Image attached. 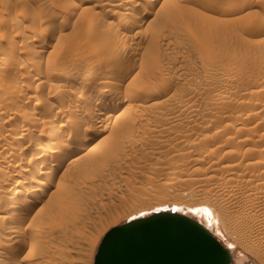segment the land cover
Wrapping results in <instances>:
<instances>
[{
	"label": "rangeland",
	"instance_id": "obj_1",
	"mask_svg": "<svg viewBox=\"0 0 264 264\" xmlns=\"http://www.w3.org/2000/svg\"><path fill=\"white\" fill-rule=\"evenodd\" d=\"M166 1L0 0V264H93L112 226L174 209L229 246L231 264H264V0ZM177 5L183 16L172 17ZM122 94L130 97L112 109ZM98 116L108 118L94 123ZM75 128L94 136L102 156L70 176L69 157L56 171L62 182L45 179L43 200L13 239L14 222L3 218L19 177L13 165L59 151ZM43 202L53 223L36 221Z\"/></svg>",
	"mask_w": 264,
	"mask_h": 264
},
{
	"label": "water",
	"instance_id": "obj_2",
	"mask_svg": "<svg viewBox=\"0 0 264 264\" xmlns=\"http://www.w3.org/2000/svg\"><path fill=\"white\" fill-rule=\"evenodd\" d=\"M232 250L198 219L160 210L112 226L93 264H231Z\"/></svg>",
	"mask_w": 264,
	"mask_h": 264
},
{
	"label": "bare ground",
	"instance_id": "obj_3",
	"mask_svg": "<svg viewBox=\"0 0 264 264\" xmlns=\"http://www.w3.org/2000/svg\"><path fill=\"white\" fill-rule=\"evenodd\" d=\"M115 1V0H114ZM121 1V0H120ZM132 1V0H131ZM135 1V0H134ZM157 2H158V0H156ZM102 2V1H101ZM100 2V3H101ZM139 2V1H138ZM145 2H147V1H145ZM151 2V1H150ZM149 2V4H148V6L146 5H144V7H145V10H146V12H147V14L146 15H148V13H150V12H153V10H155V8H156V6H155V3H154V1L153 2H151L150 3ZM166 0H160V2H158L160 5H165L166 4ZM179 2V1H178ZM108 3H110V2H108ZM130 3V2H129ZM133 3V2H132ZM136 4H137V1L135 2ZM115 4V3H114ZM118 4V3H117ZM116 4V5H117ZM121 4H123V3H121ZM139 4V3H138ZM137 4V5H138ZM116 5H115V7H116ZM140 5V4H139ZM124 6H126V4L124 5ZM158 6V5H157ZM143 7V8H144ZM161 7V6H160ZM131 8V7H130ZM119 9V8H118ZM132 9V8H131ZM136 9V8H135ZM116 10V9H115ZM115 10H113V11H115ZM128 11V10H127ZM132 11V10H131ZM141 11V10H140ZM157 11V10H156ZM156 11H154V13H156ZM108 12V11H107ZM116 12V11H115ZM117 12H118V10H117ZM145 12V13H146ZM111 13V12H110ZM125 13V12H124ZM138 13V12H137ZM158 13V12H157ZM156 13V15L159 17V16H161V14H157ZM108 14V13H107ZM117 14V13H116ZM133 14V13H132ZM131 14V15H132ZM151 14V13H150ZM145 15V16H146ZM155 15V16H156ZM109 16V15H108ZM125 16V15H124ZM138 16V15H137ZM152 16V15H151ZM164 16V15H163ZM179 16H183V9L181 8V5H177L176 7H175V11L172 13V17H179ZM123 17V16H122ZM134 17V16H133ZM149 17V16H148ZM139 18V17H138ZM142 18V17H141ZM145 18V17H144ZM154 18V17H153ZM152 18V19H153ZM127 19H128V17H127ZM130 19V18H129ZM132 19V18H131ZM134 19V18H133ZM135 19H137V18H135ZM140 19V18H139ZM149 20H151V19H149ZM149 20H148V22H149ZM113 21V20H112ZM122 21V20H121ZM127 21V20H126ZM132 21V20H131ZM139 21V20H138ZM137 21V22H138ZM108 22V24H106L108 27H111V21L109 20V21H107ZM123 22V21H122ZM125 22V21H124ZM116 23V22H115ZM120 23V22H119ZM128 24H130V22L128 23ZM114 25V24H113ZM117 25V24H116ZM131 26V25H130ZM115 27V26H114ZM118 27V26H117ZM127 27V26H126ZM132 27V26H131ZM105 28V27H104ZM105 30V29H104ZM113 30V29H112ZM117 30H118V28H117ZM131 30V29H130ZM35 31V30H34ZM128 31V30H127ZM138 31V30H137ZM91 32H93V31H91ZM97 32V31H96ZM116 32V31H115ZM118 32V31H117ZM122 33V32H121ZM138 33V32H137ZM38 34V33H37ZM39 36H40V34H39ZM38 36V37H39ZM93 36V35H92ZM98 36V35H97ZM117 36V35H116ZM35 37V36H34ZM41 37V36H40ZM120 37V36H119ZM36 38V37H35ZM94 38H95V36H94ZM97 38V37H96ZM115 38V37H114ZM40 39V38H39ZM38 39V40H39ZM105 39V38H104ZM111 39V38H110ZM109 39V40H110ZM45 41V40H44ZM99 41H100V38H99ZM105 41V40H104ZM124 41V39L121 41V42H123ZM88 42V41H87ZM97 42V41H96ZM113 42V41H112ZM127 42V41H126ZM85 44H87V43H85ZM91 45H92V43H90ZM99 44V43H98ZM38 45V44H37ZM39 45H41V44H39ZM94 45H95V43H94ZM101 46H102V43H101ZM104 46V45H103ZM107 46V45H106ZM122 46V45H121ZM90 47V46H89ZM96 47H98L97 45H96ZM123 47V46H122ZM102 48H104V47H101V49ZM93 49H95V47H93ZM97 49H99V48H97ZM13 50V49H12ZM103 50V49H102ZM36 52H38V51H36ZM35 52V53H36ZM96 52V51H95ZM120 52V51H119ZM110 54H112V55H110V57L111 56H113V53H110ZM7 56V55H6ZM119 56V55H118ZM117 56V57H118ZM115 57H116V55H115ZM6 59V58H5ZM112 59H115L114 58V56L112 57ZM118 59H119V57H118ZM109 61V60H108ZM113 61V60H112ZM118 62V60H114L113 61V65H114V62ZM22 62H24V61H22ZM26 62V61H25ZM116 62V63H117ZM26 63H28V62H26ZM110 63V62H109ZM112 63V62H111ZM134 63V62H133ZM133 63H130L126 68L128 69V70H130V69H132L133 68V66H134V64ZM41 64H43V63H41ZM101 64V63H100ZM118 64H119V62H118ZM120 64H121V62H120ZM133 64V65H132ZM136 64V63H135ZM138 64V63H137ZM39 65V64H38ZM112 65V64H111ZM112 65V66H113ZM124 66H125V64H123ZM26 66H27V64H26ZM120 66V65H119ZM110 67V66H109ZM117 67H118V65H117ZM116 67V68H117ZM37 68V67H36ZM126 68H125V70H124V72L126 71ZM40 69V68H39ZM111 69V68H110ZM120 69H121V66H120ZM32 70V69H31ZM30 70V71H31ZM34 70V69H33ZM42 70V69H41ZM119 70V69H118ZM26 71V70H25ZM133 71V70H132ZM27 72H29L28 70L26 71V73ZM19 73V72H18ZM22 73H23V71H22ZM31 73V72H30ZM42 73V72H41ZM101 72H99V74H100ZM117 73V72H116ZM120 73V72H119ZM123 73V72H122ZM20 74V73H19ZM31 74H33V72L31 73ZM111 74H112V72H111ZM124 74V73H123ZM122 74V75H123ZM126 74V73H125ZM23 75V74H22ZM101 75V74H100ZM112 75H114V74H112ZM121 75V74H120ZM120 75H119V77H120ZM30 76H32V75H30ZM42 76V75H41ZM116 76V75H115ZM28 77V76H27ZM92 77V76H91ZM122 77V76H121ZM35 78V77H34ZM34 78H33V80H34ZM97 78V77H96ZM99 78V77H98ZM30 79V78H29ZM39 79V78H38ZM43 80V79H42ZM97 80V79H96ZM20 82V81H19ZM19 82H18V85H19ZM43 82V81H42ZM50 82V81H49ZM17 83V82H16ZM31 83H32V81H31ZM40 84H41V82H39ZM48 83V82H47ZM93 83V82H92ZM40 84H38V85H40ZM43 84V83H42ZM46 84V83H45ZM33 85V84H32ZM60 85V84H59ZM73 85V84H72ZM16 86V85H15ZM22 86V85H21ZM83 86V85H82ZM39 87V86H38ZM67 87V86H66ZM73 87V86H72ZM76 87V86H75ZM107 87V86H106ZM109 87V86H108ZM150 87H152V86H150ZM13 88V87H12ZM23 88V87H22ZM34 88H36V87H34ZM153 88V87H152ZM163 88H164V86H163ZM19 89V88H18ZM42 89V88H41ZM85 89V88H84ZM148 89H150L149 87H148ZM21 90V89H20ZM26 90V89H25ZM43 90V89H42ZM41 90V91H42ZM51 90V89H50ZM129 90V89H128ZM147 90V89H146ZM18 91V90H17ZM46 91V90H45ZM81 91V90H80ZM110 91V90H109ZM112 91V90H111ZM123 91H125V90H123ZM122 91V92H123ZM132 91V90H131ZM130 91V92H131ZM163 91V90H162ZM161 91V92H162ZM51 92V91H50ZM73 92V91H72ZM75 92V91H74ZM130 92H128V94L130 93ZM134 92H136V91H134ZM153 92V91H152ZM45 93V92H44ZM81 93V92H80ZM125 94H127V91L126 92H124ZM145 93H147V92H145ZM64 94V93H63ZM148 94H149V92H148ZM40 95V94H39ZM46 95V94H45ZM83 95V94H82ZM88 95V94H87ZM93 95V94H92ZM92 95H91V97H92ZM121 95V94H120ZM131 95V94H130ZM42 96H43V94H42ZM129 95H124V94H122V98L120 97V99L119 100H115V101H113V104H111V105H113V107H112V109L114 108V107H116V108H119L118 107V105L119 104H121V103H123L122 101L124 100V101H126V99H127V97H128ZM130 97V96H129ZM39 98V97H38ZM43 98V97H42ZM62 98V97H61ZM66 98V97H65ZM87 98V97H86ZM89 98V97H88ZM94 98H96V97H94ZM136 99V96H135V98H134V100ZM44 100V99H43ZM42 100V101H43ZM47 100V99H46ZM45 100V101H46ZM89 101H90V99H88ZM88 100H87V102H88ZM92 100H94V99H92ZM96 100V99H95ZM41 101V102H42ZM104 101V100H103ZM40 102V99H36V100H34L33 102H32V104L35 106L36 104H38V103H41ZM76 102V101H75ZM74 102V103H75ZM85 102V101H84ZM92 102V101H91ZM99 102V101H98ZM128 102V101H127ZM31 103V102H30ZM44 103H46V102H44ZM100 103V102H99ZM156 103V102H155ZM31 104V105H32ZM84 104V103H83ZM101 104H103V102L101 103ZM105 104H106V102H105ZM128 105H126V106H130L129 105V102L127 103ZM132 104V103H131ZM149 104H151L150 102H149ZM49 105V104H48ZM52 105V104H51ZM94 105V103L92 104V106ZM104 105V104H103ZM136 105V104H135ZM138 105V104H137ZM25 106V105H24ZM23 106V107H24ZM50 106V105H49ZM64 106V105H63ZM78 106V105H77ZM80 106V105H79ZM85 106V105H84ZM98 106V105H97ZM96 106V107H97ZM100 106V105H99ZM102 106V105H101ZM109 106V105H108ZM26 107V106H25ZM44 106H42V108H43ZM45 107H47V106H45ZM44 107V108H45ZM43 108V109H44ZM62 108V107H61ZM69 108V107H68ZM72 108V107H71ZM81 108V107H80ZM100 108V107H99ZM106 108V107H105ZM115 108V109H116ZM91 109V108H90ZM96 109V108H95ZM101 109H102V107H101ZM127 109H128V107H127ZM22 110H24V109H22ZM29 110V109H28ZM33 110V109H32ZM45 110V109H44ZM98 110V109H97ZM123 110V109H122ZM124 110H125V108H124ZM131 110V107H130V109H129V111ZM16 111V110H15ZM21 111V110H20ZM43 111V110H42ZM56 111V110H55ZM59 111V110H58ZM99 111V110H98ZM110 111H114V110H110ZM126 111L127 112H129L128 110H125V113H126ZM189 111V110H188ZM90 112V111H89ZM92 112V111H91ZM94 112H95V110H94ZM122 112V111H121ZM120 112V113H121ZM131 112V111H130ZM33 113H35V112H33ZM55 113V112H54ZM59 113V112H58ZM101 113V112H100ZM124 113V111L122 112V114ZM127 114V113H126ZM15 115V114H14ZM30 115H32L31 113H30ZM46 115V114H45ZM68 115V114H67ZM96 115V114H95ZM112 115V114H111ZM48 116V115H47ZM51 116V115H50ZM120 116H121V114H120ZM119 115H118V118H121L122 119V116L120 117ZM35 117V116H34ZM68 117V116H67ZM38 118L40 119V117L38 116ZM46 118V117H45ZM48 118V117H47ZM46 118V119H47ZM52 118V117H51ZM62 118V117H61ZM99 118V116L97 117V119L94 121V123L95 122H98V123H104V118H108V117H104V118H100V119H98ZM110 118V117H109ZM117 117H116V119H118ZM15 119V118H14ZM32 119H34L33 118V116H32ZM36 119V118H35ZM42 119H44V117L42 118ZM81 119V118H80ZM115 119V121H117ZM45 120V119H44ZM48 120H49V118H48ZM55 120H56V118H55ZM120 120V119H119ZM50 121H52V119H50ZM49 121V122H50ZM68 121H69V119H68ZM9 122V121H8ZM39 122V121H38ZM58 122V121H57ZM53 123H55V122H53ZM61 123H63V122H61ZM119 123V122H118ZM118 123H116V124H118ZM17 124V123H16ZM39 124V123H38ZM64 124V123H63ZM67 124V123H66ZM77 124H81L80 123V121H78L76 124H73L74 126L76 125L77 126ZM34 125V124H33ZM37 125V124H36ZM42 125V124H41ZM49 125V124H48ZM47 124H46V126H48ZM55 125V124H54ZM61 125V124H60ZM93 125V124H92ZM38 126V125H37ZM95 126V125H94ZM18 128H17V130H21V129H23V127H25V126H17ZM28 127V126H27ZM45 127V126H44ZM50 127V126H49ZM80 127H82L81 125H80ZM26 128V127H25ZM47 128V127H46ZM55 128V127H54ZM71 128V127H70ZM77 128V127H76ZM75 128V130L73 129V130H71L70 129V132H68V135L65 137V141H64V143H63V146H60V144H61V142H60V144H58V147L60 146L61 147V149L59 150V151H57V152H54V153H48V154H46L45 155V157L42 159V157H40L42 160H39L38 161V159H37V154H35V152L33 153L34 154V156H32V157H30L29 158V160H28V164L27 165H24V166H22V163L21 162H14V160H13V162L15 163L14 165H13V171L15 170L16 171V173H18V175H19V177H17L18 178V182H17V186L13 189V191L12 192H10V194H9V196L7 197V204H8V206H9V208H8V210H6L7 212H6V215L4 214L2 217L3 218H6V219H8V221L9 220H11V221H13L14 223V225L8 230V232L10 233V236L12 235V238H13V236H15V234L16 233H18L19 232V225H22L21 224V222H24V220L26 219V217L30 214V217H31V215H32V213H33V211L34 210H36L35 209V207H34V204L35 203H37L38 201H40L41 199L43 200V198H42V194H45V193H43V186H44V184L46 185V183H47V181L45 180V179H50L51 177L54 179V177L55 178H57L58 179V183H59V180L62 178V173L59 175L58 173H56V171H58V168L64 163V162H66L67 161V159L70 157H73L74 158V161H72L73 159H70L71 161H69V162H67L65 165H63L62 167V172H64V174H66L67 175V172L69 173V172H71V167H72V169H74L73 168V166H75V167H81V169H83L82 167H83V164H92L93 162H95V160L97 159V158H99L100 156H102V154H99V151H100V149H102V148H104V147H101V145H100V148H98V146H99V142L97 141L96 143L98 144H96L95 143V145H91L90 144V142H92V139L94 140V136L93 135H91V133L89 134L88 133V135H86L85 134V136L84 137H82L78 132V129H76ZM89 128V127H88ZM58 129V128H57ZM27 130V129H26ZM25 130V131H26ZM35 130V129H34ZM53 130V129H52ZM52 130H49V129H47L46 131H44L43 132V134H42V136L43 137H47V136H49L51 133V135H50V137H52V135H53V132H52ZM56 130V129H55ZM81 130V129H80ZM84 130V129H83ZM82 130V132L83 133H85L84 131ZM78 131V132H77ZM220 131V130H219ZM28 132H30V131H28ZM20 133V132H19ZM22 133V132H21ZM25 133V132H24ZM27 133V132H26ZM81 133V132H80ZM216 133V132H215ZM61 134V133H60ZM18 135V134H17ZM84 135V134H83ZM107 135H109L108 133H107ZM106 134H105V136H107ZM22 136V140H26L25 138H26V135L25 136H23V135H21ZM20 136V137H21ZM55 136V135H54ZM82 138H81V137ZM105 136H103V137H105ZM111 136V135H110ZM110 136H108L109 138H111ZM7 137V136H6ZM35 137V136H34ZM57 137V136H56ZM101 138H102V136H101ZM106 138V140H108V138L107 137H105ZM27 139H29V138H27ZM31 139V138H30ZM33 139V138H32ZM36 139V138H35ZM50 139V138H49ZM58 139V138H57ZM60 139V138H59ZM58 139V140H59ZM62 139V138H61ZM60 139V140H61ZM103 139L104 138H102V140L100 141V142H104L105 141V143H106V140L104 139V141H103ZM57 140V141H58ZM64 140V139H63ZM19 141V140H18ZM49 141V140H48ZM129 141V140H128ZM3 142V141H2ZM26 142V141H25ZM32 142V141H31ZM41 142V141H40ZM126 142V141H125ZM124 142V143H125ZM21 143V142H20ZM19 143V144H20ZM36 143H37V141H36ZM50 143V142H49ZM51 143H53V142H51ZM56 144H57V142H56ZM30 145V144H29ZM33 145V144H32ZM36 145V144H35ZM51 144H49V146H50ZM54 145V144H53ZM62 145V144H61ZM26 146V145H25ZM34 146V145H33ZM38 146V145H37ZM52 146V145H51ZM50 146V147H51ZM6 148H9V146L7 147V146H5ZM43 147V146H42ZM53 148H54V146H52ZM33 148H36V147H33ZM40 148H41V146H40ZM56 148H57V145H56V147H55V151H56ZM27 149V148H26ZM51 149V148H50ZM49 149V150H50ZM28 150V149H27ZM38 150V149H37ZM52 150H54V149H52ZM32 151V150H31ZM82 151V152H81ZM126 152V151H125ZM2 153V152H1ZM45 153H46V151H45ZM4 154V153H3ZM7 154H8V152H7ZM24 154V153H23ZM11 155V154H10ZM42 155V154H41ZM40 156V155H39ZM44 156V155H43ZM1 157H3V156H1ZM7 157V156H6ZM8 158V157H7ZM11 158H13V157H11ZM10 158V159H11ZM20 158H23L22 156L20 157ZM39 158V159H40ZM28 159V158H27ZM5 160H6V158H5ZM97 162V161H96ZM26 163V162H25ZM53 163V165H55L54 166V168H51L50 167V164H52ZM87 165V167H89ZM262 165V164H261ZM33 166V167H32ZM85 166V165H84ZM53 167V166H52ZM4 168V167H3ZM32 168H33V170H32ZM61 168V167H60ZM78 168L77 169H75V172L78 170ZM85 168V167H84ZM1 169V168H0ZM2 170V169H1ZM33 171L32 173V176L30 177L28 174H29V171ZM84 170V169H83ZM82 170V171H83ZM229 170V169H228ZM14 171V172H15ZM73 171V170H72ZM10 172H12V170L10 171ZM13 172V173H14ZM66 172V173H65ZM80 172V171H79ZM79 172H77L78 174H79ZM1 173V175L3 174L2 172H0ZM12 173V174H13ZM72 173V172H71ZM71 173H69V176L71 175ZM74 173V172H73ZM82 173V172H81ZM81 173L79 174V175H81ZM5 174H7V173H5ZM44 174H46L47 176H46V178H44ZM48 174H50V176L48 177ZM76 174V173H75ZM75 174H72V175H74V177H75ZM208 174V173H207ZM4 175V174H3ZM13 175H15V174H13ZM27 175L29 176V178H31V182L30 183H28L27 185H25L24 184V178H26L27 177ZM31 175V174H30ZM76 176H78V175H76ZM205 176V175H204ZM3 177H6V175L5 176H3ZM68 177V176H67ZM72 177V176H71ZM79 177V176H78ZM21 178H23V179H21ZM28 178V177H27ZM28 178V179H29ZM76 178V177H75ZM4 178H2V180H3ZM53 179H51V181L53 180ZM71 180H72V178H70ZM5 180H8V179H5ZM63 180V179H62ZM65 180H66V177H65ZM78 180V179H77ZM237 180V179H236ZM27 181V180H26ZM50 181V180H49ZM61 181V180H60ZM68 181H70V180H68ZM72 181H74V180H72ZM72 181L70 182V183H72ZM75 181H76V179H75ZM78 181H81V180H78ZM83 181V180H82ZM261 181V180H260ZM2 182V181H1ZM4 182H6V181H4ZM55 182V181H54ZM62 182V181H61ZM61 182H60V185H61ZM84 182H86V180L85 181H83V183ZM203 182V181H202ZM210 182V181H209ZM232 182V181H231ZM235 182V181H234ZM236 182H238V181H236ZM7 183V182H6ZM5 183V184H6ZM9 183V182H8ZM7 183V184H8ZM82 183V182H81ZM239 183V182H238ZM49 184V183H48ZM51 184H52V182H51ZM56 184V183H55ZM73 184V183H72ZM76 185L78 184L79 185V182L78 183H75ZM86 184H87V182H86ZM217 184V183H216ZM223 184V183H222ZM261 184V183H260ZM83 187H84V184H81ZM234 185H236L235 183H234ZM259 185V184H258ZM258 185H256L257 187H258ZM5 185L3 184V186L2 187H4ZM53 186V185H52ZM57 186H58V188H60L59 187V184H57ZM224 186V185H223ZM231 187H232V185H230ZM238 186V185H237ZM236 186V187H237ZM1 187V186H0ZM46 188L48 187V186H45ZM79 187V186H78ZM81 187V186H80ZM79 187V188H80ZM87 187V186H86ZM228 187V186H227ZM261 187V186H260ZM82 188V187H81ZM224 188H226V187H224ZM229 188V187H228ZM234 188V187H233ZM264 189V188H263ZM47 190V189H46ZM45 190V191H46ZM60 190V189H59ZM220 190V189H219ZM227 190H229V189H227ZM221 191V190H220ZM230 191V190H229ZM232 192H234V191H232ZM264 192V191H263ZM50 193H52V191H50ZM228 193H231V192H228ZM238 193V192H237ZM257 194V193H256ZM264 194V193H263ZM232 195V194H231ZM46 196V195H45ZM228 196V195H227ZM262 197V196H261ZM263 197H264V195H263ZM228 198H230V197H228ZM233 198H235V197H233ZM237 199V198H236ZM45 201V200H44ZM230 201H232V200H230ZM229 201V202H230ZM234 201V200H233ZM260 201H262V200H260ZM24 202H26V203H24ZM46 202V201H45ZM45 202H43V207H41V210L44 208V203ZM228 202V203H229ZM237 202H238V200H237ZM2 203V202H1ZM42 203V202H41ZM48 203V202H47ZM236 203V202H235ZM4 204H6V203H4ZM49 204V203H48ZM233 204V203H232ZM262 204V203H261ZM45 205H47L46 203H45ZM259 205V204H258ZM4 206H6V205H4ZM38 206V205H37ZM7 207V206H6ZM173 211H176V209H174ZM46 212V213H45ZM47 211V208L44 210L43 209V213L41 214V215H38V216H40L38 219L39 220H36V221H38V223H53V221H55L54 220V215H52V214H50V212H48ZM244 213V212H243ZM211 215H212V213H210V211H209V213H208V218H211ZM253 216V215H252ZM27 218H29V216L27 217ZM36 218V217H35ZM257 218H259V217H257ZM33 219V218H32ZM263 219V218H262ZM4 220V219H3ZM255 220V219H254ZM5 221V220H4ZM27 221V220H26ZM30 222H33V220L31 221V220H29ZM258 221H261V220H258ZM262 222V221H261ZM27 223V222H26ZM29 223V222H28ZM24 224H25V222H24ZM23 224V225H24ZM35 224V223H34ZM34 224L32 225V223H29V224H27L28 226L29 225H32V226H34ZM37 224V223H36ZM263 224V223H262ZM31 226V228H33ZM26 227V226H25ZM28 228V227H27ZM35 228V227H34ZM37 228H39V227H37L36 226V228H35V230L37 229ZM25 229V228H24ZM30 229V228H29ZM40 233V232H39ZM46 234V233H45ZM19 235V234H18ZM17 236V235H16ZM39 236V235H38ZM47 237H48V235H46ZM15 238V237H14ZM13 238V239H14ZM49 238H51V237H49ZM48 238V239H49ZM8 239H10V238H8ZM7 239V240H8ZM9 241V240H8ZM15 241V240H14ZM6 242V241H5ZM12 243V242H11ZM11 243H9L10 245H11ZM5 245H7L8 246V244H5ZM12 246V245H11ZM6 246H4L3 248H5ZM9 248H11L10 246H8ZM7 247V248H8ZM32 247V246H31ZM229 247V246H228ZM231 249V248H230ZM17 251H19V249L17 250ZM1 252H4V251H1L0 250V253ZM30 252V251H29ZM29 252L27 253V254H29ZM19 253V252H18ZM1 254H3V253H1ZM7 254V253H6ZM8 255V254H7ZM38 255H40V254H38ZM1 256V255H0ZM5 257H6V255H4ZM15 256H17V254H15ZM27 257H28V255H26ZM26 256H24V257H26ZM31 257V256H30ZM43 257V256H42ZM7 258H10L9 257V255H8V257ZM24 259V258H23ZM32 259V258H31ZM0 260H2V258H0ZM6 261H8L7 259H5ZM38 260V259H37ZM39 260H40V258H39ZM42 260V259H41ZM33 261H35V259L33 260ZM1 262V261H0ZM9 262V261H8ZM11 262H12V260H11ZM9 263V264H12V263ZM41 262V261H40ZM42 262H44V261H42ZM41 262V263H42Z\"/></svg>",
	"mask_w": 264,
	"mask_h": 264
}]
</instances>
